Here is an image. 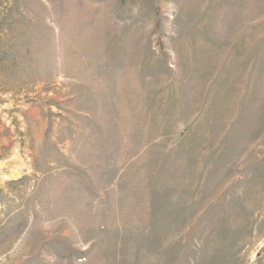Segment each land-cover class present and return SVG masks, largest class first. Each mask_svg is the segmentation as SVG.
I'll return each mask as SVG.
<instances>
[{
	"label": "rangeland",
	"instance_id": "rangeland-1",
	"mask_svg": "<svg viewBox=\"0 0 264 264\" xmlns=\"http://www.w3.org/2000/svg\"><path fill=\"white\" fill-rule=\"evenodd\" d=\"M0 264H264V0H0Z\"/></svg>",
	"mask_w": 264,
	"mask_h": 264
}]
</instances>
